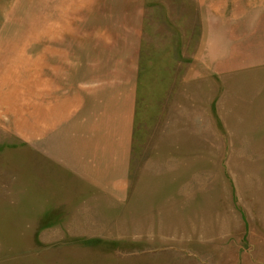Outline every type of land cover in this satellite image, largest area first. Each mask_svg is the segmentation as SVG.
<instances>
[{
  "label": "rangeland",
  "instance_id": "obj_1",
  "mask_svg": "<svg viewBox=\"0 0 264 264\" xmlns=\"http://www.w3.org/2000/svg\"><path fill=\"white\" fill-rule=\"evenodd\" d=\"M135 12L128 193L87 226L36 192L37 54ZM0 264H264V0H0Z\"/></svg>",
  "mask_w": 264,
  "mask_h": 264
},
{
  "label": "crops",
  "instance_id": "obj_2",
  "mask_svg": "<svg viewBox=\"0 0 264 264\" xmlns=\"http://www.w3.org/2000/svg\"><path fill=\"white\" fill-rule=\"evenodd\" d=\"M135 13L131 25L73 35L63 29L66 42L37 54L35 134L28 137L36 192L62 195L51 200L58 207L44 209L75 211L67 220L88 218L87 226L111 224L128 193L140 69Z\"/></svg>",
  "mask_w": 264,
  "mask_h": 264
}]
</instances>
